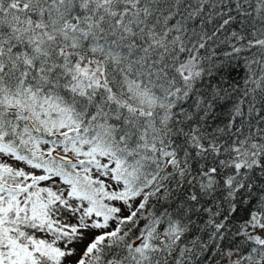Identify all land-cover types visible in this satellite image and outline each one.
Here are the masks:
<instances>
[{"label": "snow or ice", "instance_id": "snow-or-ice-1", "mask_svg": "<svg viewBox=\"0 0 264 264\" xmlns=\"http://www.w3.org/2000/svg\"><path fill=\"white\" fill-rule=\"evenodd\" d=\"M0 264H264V0H0Z\"/></svg>", "mask_w": 264, "mask_h": 264}]
</instances>
